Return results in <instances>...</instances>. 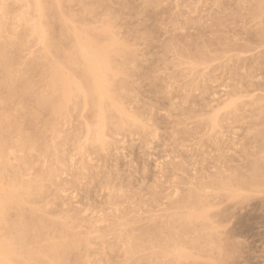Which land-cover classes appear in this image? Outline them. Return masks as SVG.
<instances>
[{
	"label": "rangeland",
	"instance_id": "rangeland-1",
	"mask_svg": "<svg viewBox=\"0 0 264 264\" xmlns=\"http://www.w3.org/2000/svg\"><path fill=\"white\" fill-rule=\"evenodd\" d=\"M0 251L264 264V0H0Z\"/></svg>",
	"mask_w": 264,
	"mask_h": 264
},
{
	"label": "bare ground",
	"instance_id": "bare-ground-1",
	"mask_svg": "<svg viewBox=\"0 0 264 264\" xmlns=\"http://www.w3.org/2000/svg\"><path fill=\"white\" fill-rule=\"evenodd\" d=\"M35 25L37 26V24H35ZM81 47H82L81 53H83L82 56L87 61V62L84 61V63L85 62L87 63V64H85V66L87 65L86 68H88V71L86 68L85 69L87 72H90L89 75H91V77H89L90 79L88 80V81H90L91 86L89 87V85H88L86 87H88V92L92 91L91 93H93V103L95 106L93 122H94V125L96 128L94 130V137H95V139L101 141L103 138V128L105 125V118H106L105 112H104V107H103L102 103L104 102L105 99H109V95H108L109 93H108V90L105 86V79L102 76V70L108 69L109 65L107 63L105 56L101 52H99L97 49H95V47H91V46H88L89 48L86 46H81ZM73 82L76 85L75 81H73ZM78 88L80 90L79 91L77 89L78 92H80V94H83L86 97L87 96L86 93H88V92H86L87 89L85 87H84L85 89H83V86L82 87L79 86ZM85 97H83V98H85ZM226 97L227 98H225L224 101L222 102L223 106H228V105L230 106V104L233 105L232 103H235L234 102V101H236L235 96L234 97L226 96ZM117 109L120 112V114H122L123 116L136 120L135 118H133V116L125 108L118 106ZM0 253H1V251H0ZM2 255H0V264H8L6 262V260L4 259L5 257H3Z\"/></svg>",
	"mask_w": 264,
	"mask_h": 264
}]
</instances>
